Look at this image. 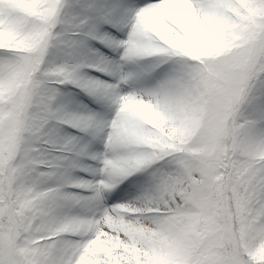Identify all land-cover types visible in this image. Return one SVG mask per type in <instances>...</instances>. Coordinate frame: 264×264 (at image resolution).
Listing matches in <instances>:
<instances>
[{
    "label": "snow or ice",
    "instance_id": "6c2138e0",
    "mask_svg": "<svg viewBox=\"0 0 264 264\" xmlns=\"http://www.w3.org/2000/svg\"><path fill=\"white\" fill-rule=\"evenodd\" d=\"M0 264H264V0H0Z\"/></svg>",
    "mask_w": 264,
    "mask_h": 264
}]
</instances>
